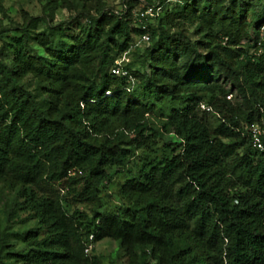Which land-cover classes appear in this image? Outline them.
<instances>
[{"label":"trees","instance_id":"obj_1","mask_svg":"<svg viewBox=\"0 0 264 264\" xmlns=\"http://www.w3.org/2000/svg\"><path fill=\"white\" fill-rule=\"evenodd\" d=\"M121 1L84 0L36 33L0 21V181L35 221L18 251L0 234V264H102L84 252L89 235L157 264H264V0H178L170 11L166 0ZM137 42L148 43L142 70L112 73ZM164 134L170 155L131 169ZM122 171L123 204L99 212L101 187Z\"/></svg>","mask_w":264,"mask_h":264},{"label":"rangeland","instance_id":"obj_2","mask_svg":"<svg viewBox=\"0 0 264 264\" xmlns=\"http://www.w3.org/2000/svg\"><path fill=\"white\" fill-rule=\"evenodd\" d=\"M106 6L114 10H123L121 0H102ZM157 1V0H155ZM178 0H166L163 10H168L174 6ZM84 0H0V21L3 26H18L22 27L29 24L30 33L42 32L48 24H57L61 21H68L75 16L81 9ZM91 5L86 3V7ZM93 12V10H91ZM33 18L34 21H30ZM186 33L192 39L201 37V34H196L194 25H185ZM138 43V42H137ZM241 44L244 47L250 45L248 39H243ZM148 46V43H138V46L128 54H122L114 60L121 68L126 65L129 69L142 70L141 55L143 49ZM24 86L34 91L37 85V80L32 75H27L21 80ZM233 98H235L233 96ZM171 103L165 101L162 107L165 111L168 110ZM178 105V103H175ZM155 123L159 124L160 111L155 109L151 115ZM175 138L170 134H164L147 148L138 150V158L130 162L129 167L134 169L133 162L141 164L143 161L160 160L163 156L170 155V150L165 146V143L173 141ZM130 175L125 171L114 175L110 182L104 183L101 187L100 193V207L97 208L99 212L113 213L119 209L123 200L118 195V189L121 184ZM20 199L17 196L15 189H10L5 183L0 181V234L5 236L6 248L9 251L15 252L23 248L24 243L17 233L32 229L35 227V221L32 219H25L26 213L18 209L17 202ZM78 209L91 215L92 206L88 204H80ZM93 253L99 255L102 259V264H157L156 261L149 257L139 255L136 258L126 255L123 248L118 241L111 238H104L94 244ZM14 264H23L20 262H13Z\"/></svg>","mask_w":264,"mask_h":264},{"label":"built area","instance_id":"obj_3","mask_svg":"<svg viewBox=\"0 0 264 264\" xmlns=\"http://www.w3.org/2000/svg\"><path fill=\"white\" fill-rule=\"evenodd\" d=\"M158 5V2L156 3ZM154 9L156 11H159L161 9V6H157L156 8L154 6L148 5L147 8L144 10L143 13H141L142 15H149V16H153L154 15ZM259 40H258V45L260 42L264 41V27L261 26L259 31ZM141 41L147 42L149 40V37L147 34H143L140 37ZM111 72L117 75H127V72L125 70H123L118 64L115 67L111 68ZM106 94L108 95L109 92H106ZM200 108L203 110H209V107L206 106L205 104H200ZM249 135H250V139H251V144L254 148L262 150L263 149V145L261 142V136L263 131L261 130V128L257 125H253L249 128ZM92 235H89L88 237V242L85 243V248H84V252L86 254H89L91 252V250L94 248V243H92Z\"/></svg>","mask_w":264,"mask_h":264}]
</instances>
